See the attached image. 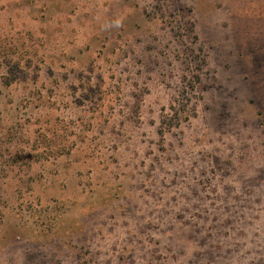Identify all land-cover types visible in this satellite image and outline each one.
Listing matches in <instances>:
<instances>
[{
    "label": "rangeland",
    "instance_id": "obj_1",
    "mask_svg": "<svg viewBox=\"0 0 264 264\" xmlns=\"http://www.w3.org/2000/svg\"><path fill=\"white\" fill-rule=\"evenodd\" d=\"M0 264H264V0H0Z\"/></svg>",
    "mask_w": 264,
    "mask_h": 264
}]
</instances>
